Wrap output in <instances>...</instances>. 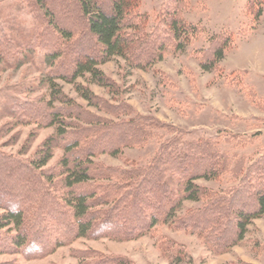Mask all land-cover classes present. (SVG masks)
Instances as JSON below:
<instances>
[{"label": "rangeland", "instance_id": "374dc122", "mask_svg": "<svg viewBox=\"0 0 264 264\" xmlns=\"http://www.w3.org/2000/svg\"><path fill=\"white\" fill-rule=\"evenodd\" d=\"M173 1L142 0L140 5V13L146 17H143L144 34L137 35L138 42L153 38L152 50L162 52L161 60L152 61L146 69H136L119 57L101 66L114 83L111 91L89 80H78L101 99L102 109L88 108L73 85L62 80L56 83L71 101L95 117L111 123L132 120L134 125L141 119L148 124L153 122L148 127L139 124L140 129L136 130L140 133L139 140L136 143L125 140L117 155L97 153L92 158L99 168L94 185L112 190L126 187V182L117 180L118 176L151 165L154 158L164 155L168 159L173 144L182 146L181 142L199 140L213 144L224 159H218L221 166L217 164L216 177L197 181L206 196L200 202H185L178 216L198 213L205 223L220 219L218 222L223 223L220 228L224 230L234 219L232 214L217 215L219 205L233 213L252 203L251 199L243 198L233 206L228 205L231 191L244 183L252 185V192L264 187V174L256 173L264 158V0H184L181 11L184 30L177 34V39L169 25L175 8ZM16 2L0 0V13ZM259 11L262 15L258 19ZM12 21L0 24L5 29ZM15 23L26 30L25 35H31L33 14L27 15L25 10ZM65 26L71 25L65 22ZM74 38L75 42L69 46L73 50L78 48L75 52L92 45L82 44L86 37H79L78 33ZM220 40L226 45L223 57L206 70L204 64H208L215 43ZM43 42L55 45L50 35ZM33 51V62L19 70L0 72V153L13 163L6 161L7 166L14 167L8 170L0 166V171L5 172L0 183L25 200L29 211L26 230L32 231L28 248L20 250L11 244L16 231L8 230L13 227L0 231V264H87L103 259H123L131 264H264V217L254 220L243 241L225 254L218 253L221 234L209 232L205 223L186 229L160 223L137 240L103 236L77 239L71 235L72 219L59 198L63 192L62 145L44 169H28L41 146L55 135V128L46 126L47 116L52 112L42 99L48 97L47 90L39 88L42 75L49 71L43 63L47 47ZM73 57L59 60L56 71L68 73ZM61 106L55 104L56 109ZM115 142L114 138L104 139L98 146L108 147ZM196 159L200 167H205L204 163H217L209 156ZM237 163L240 166L235 170ZM250 170L251 177H245ZM104 174L110 180H105ZM261 176L263 179L259 180ZM3 213L0 208V218ZM235 233L229 229L227 236L233 237ZM57 240H63L65 245L51 252Z\"/></svg>", "mask_w": 264, "mask_h": 264}, {"label": "trees", "instance_id": "16d2710c", "mask_svg": "<svg viewBox=\"0 0 264 264\" xmlns=\"http://www.w3.org/2000/svg\"><path fill=\"white\" fill-rule=\"evenodd\" d=\"M141 2L142 0H17L0 13V22L13 20L12 25L8 24L5 29L0 24V72L21 69L28 62H33L34 48L47 47L43 63L49 71L42 75L39 88L47 90L49 101L46 100L48 97L42 99L52 112L47 116L46 126L54 127L55 135L41 146L28 169H44L52 160L55 150L62 145L65 153L60 163L63 192L59 198L61 206L69 210V217L72 219L70 234L77 239L103 236L110 239L137 240L148 235L160 223L172 224L176 229L199 227L205 223L202 222L200 214L189 213L179 217L178 213L183 209L185 202L202 200L206 191L197 181L213 180L217 166L220 165L218 159H223L210 142H181L182 146L173 144L168 159L164 155L159 159L154 158L151 165L118 176V181L126 182L124 188L116 187L112 190L108 186L92 184L96 172L99 171L92 158L97 153L117 155L125 140L135 143L139 140L140 133L136 131L140 129L139 124L142 123L144 127L148 123L143 119L137 125H134L132 120L111 123L95 117L83 106L71 101L56 82L62 80L73 85L88 108L100 110L101 99L89 87L78 83L79 79L89 80L91 84L111 91L114 83L106 77L100 69L101 66L119 57L128 60L136 69H146L152 61L161 60L162 52L156 50L157 48L152 50L150 40L153 38L138 42L140 38L137 35L144 34L143 17H146V14L140 13ZM173 2L175 8L174 13L170 15L169 25L174 39H177V34L184 30L181 17L184 0ZM25 10L27 15L33 14L31 35H25L26 30L19 29L20 26L15 23L18 18L24 16ZM261 15L259 11L256 18L259 19ZM65 22L71 26H65ZM77 33L79 37H86L82 44L91 43L90 48L75 52L78 48L73 50L69 46L75 42ZM44 34L52 36L55 45L44 43ZM223 42L222 40L215 43L216 47L212 50L208 64H204L206 70L211 69L215 61L222 59L226 46ZM60 44L65 46L64 49L60 48ZM64 57H73L68 73L56 71L59 60ZM55 104H61L62 108L56 109ZM152 124L153 122L147 127ZM109 137L116 139L115 144L108 147L98 146L101 140H108ZM197 156L215 158L217 163H204L205 167H200L196 164ZM1 159L3 161H0V166L3 165L8 170L14 168L7 166L8 160L0 153ZM260 165L256 170L259 175L264 174V158L261 159ZM239 166L237 163L235 170ZM251 171H247L245 177L250 178ZM0 172V176L5 173L2 169ZM104 176L105 180H110L106 174ZM262 179L261 176L259 180ZM1 183L0 208L4 213L0 218V231L13 227L8 230L16 231V235L11 236L12 247L16 250L28 248L32 231L28 233L26 230L29 211L27 212L25 200ZM243 198L251 199L252 203L248 207L242 206L236 212L231 213V209L224 208L223 205L217 207V215L225 217L232 214L234 219L233 223L226 224L224 230L220 228L223 224L218 222L220 219L205 223V226L210 228L209 232L221 234L217 243L221 247L219 254L229 252L243 241L248 226L254 220L264 217V187L252 192V185L244 183L231 191L227 204L233 206ZM62 215L67 220L65 214ZM229 229L236 232L233 237L227 236ZM64 245L63 240H57L51 252ZM95 262L87 264H131L123 259H103L99 263Z\"/></svg>", "mask_w": 264, "mask_h": 264}]
</instances>
